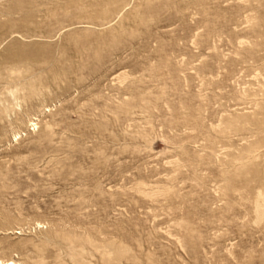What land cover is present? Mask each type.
Listing matches in <instances>:
<instances>
[{
    "label": "rangeland",
    "instance_id": "1",
    "mask_svg": "<svg viewBox=\"0 0 264 264\" xmlns=\"http://www.w3.org/2000/svg\"><path fill=\"white\" fill-rule=\"evenodd\" d=\"M0 261L264 264V0H0Z\"/></svg>",
    "mask_w": 264,
    "mask_h": 264
},
{
    "label": "bare ground",
    "instance_id": "2",
    "mask_svg": "<svg viewBox=\"0 0 264 264\" xmlns=\"http://www.w3.org/2000/svg\"><path fill=\"white\" fill-rule=\"evenodd\" d=\"M0 264H16V263L12 261H6V262L0 261Z\"/></svg>",
    "mask_w": 264,
    "mask_h": 264
}]
</instances>
